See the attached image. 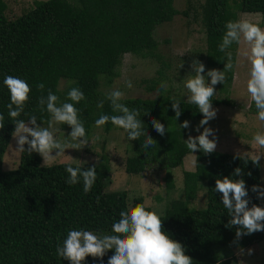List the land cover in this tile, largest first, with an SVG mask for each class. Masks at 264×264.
Listing matches in <instances>:
<instances>
[{
  "label": "trees",
  "instance_id": "obj_1",
  "mask_svg": "<svg viewBox=\"0 0 264 264\" xmlns=\"http://www.w3.org/2000/svg\"><path fill=\"white\" fill-rule=\"evenodd\" d=\"M4 10L0 1V114L4 116V128L0 129V264H69L57 255V243L62 244L67 232L73 229L110 233L114 218L118 219L119 213L128 208L127 194L104 191V181L110 174L104 156L95 165L71 164L82 170L96 167L97 179L87 194L82 180L76 185L66 184L68 163L42 166V157L37 153H19L17 166L2 171V157L15 127L8 116L10 94L3 84L4 77L24 79L31 88L24 112L17 119L27 121L30 115H35L42 125H47L50 115L38 107L41 95L46 97L51 89L59 97V104L66 102L71 88L82 90L85 99L75 107L88 138L101 114L118 115L112 111L106 95L98 91L100 78L110 81L125 54L154 57L155 28L170 22L177 12L172 0L35 1L33 8L12 20L5 17ZM237 13L264 17V0H203L204 62L209 68L224 70L227 52H220L218 45L222 42L224 24L237 20ZM225 75V83H230L232 71ZM60 80L67 83L63 92L57 90ZM40 83L44 84L43 92L37 88ZM157 90L161 92L159 87ZM177 100L181 108L179 118L172 110V101ZM101 101L103 107H97ZM211 101L214 107L230 106L227 100L211 98ZM121 103L139 110L137 118L145 125L146 135L156 142L145 150L144 136L131 141L121 129L130 145L125 173L138 175L155 169L166 174L168 184L170 171L181 166L184 157L191 154L184 141L192 129L180 126L184 121L196 126L203 115L196 105L167 92L155 99L126 98ZM250 111L256 114L254 104ZM152 119L165 126V135L154 130ZM102 127L107 132L111 122ZM59 129L71 132L68 125H59ZM193 155L195 171L205 185L204 205L191 208L185 204L166 211L161 217L164 232L183 245L192 264H221L220 248L232 244L244 251L263 243L264 250V232L237 238L238 226H226L230 217L222 205V194L214 190L216 179H243L249 207L253 204L264 207L257 193L251 191L254 185L259 186V165H254L251 159L245 163L243 157L215 151L211 154L198 151ZM236 168H241L242 176H233ZM136 204H142V199H133L131 206ZM111 255V251L107 252L102 262L87 257L84 264H107Z\"/></svg>",
  "mask_w": 264,
  "mask_h": 264
},
{
  "label": "clouds",
  "instance_id": "obj_2",
  "mask_svg": "<svg viewBox=\"0 0 264 264\" xmlns=\"http://www.w3.org/2000/svg\"><path fill=\"white\" fill-rule=\"evenodd\" d=\"M222 42L218 45L220 52H225L233 43L243 45L241 55L249 64L248 79L246 80V91L251 103L245 105V111L251 110L253 103L256 108V119L264 124V29L249 19L241 18L235 21H227L224 24ZM192 72L184 82V88L188 92L187 101L198 107L203 119L197 126L196 131L203 132L197 137L189 136L184 141L187 148L193 154L202 151L211 154L217 145L214 130L204 127L210 120L216 117V110L212 107L211 98L215 95L214 86L224 83L225 73L234 67L233 57L227 53V62L223 71L212 69L205 73V66L198 60L191 63ZM211 78L210 84L206 82ZM4 86L10 94V103L7 105L8 116L14 121L13 139L17 142L15 152L29 154L37 153L43 159L42 166H47L65 156V151L80 150L89 145L85 126L78 117V109L75 104L85 99L84 93L79 88L73 87L67 93L66 102L59 103V97L51 89L47 96L38 98L40 111H47L50 119L47 127L37 123V117L30 115L27 121L17 119L24 112L25 104L29 100L31 88L26 80L12 75H7L3 80ZM126 87L131 88V81H126ZM164 87V85H161ZM38 90L43 92L44 84L37 85ZM124 93L120 90H112L106 95L110 102L112 111L118 115L101 114L95 120V126L100 128L109 121L112 125L127 132L128 139L137 140L144 136L142 147L147 150L156 142L151 136L146 135L145 125L138 119L140 113L137 109H129L121 103ZM71 101V102H67ZM172 110L176 118L181 115L180 102L172 101ZM97 107H103L101 101ZM147 114V113H145ZM4 116L0 114V129L4 128ZM154 130L161 136L165 135V126L152 119ZM56 125H68L71 132L67 139L60 141L56 138ZM181 128H189V122L184 121ZM214 137L209 139V137ZM99 140V136L94 138ZM252 144L259 149H264V133L256 132L252 137ZM27 145V149H25ZM195 156V155H194ZM244 162L249 159L248 152L242 153ZM264 154L259 152L251 156V162L259 165ZM70 157V156H69ZM71 158V157H70ZM237 158L240 157L237 155ZM65 171L68 174L66 184L76 185L83 182V191L89 193L96 182V167L81 169L67 165ZM243 175L241 168H236L233 176ZM250 175V173H249ZM215 192L222 194V205L230 217L227 227L238 226L235 235H250L256 232H264V207L253 204L249 207L248 190L243 179H232L223 177L216 179ZM252 192L257 193V199H264V188L254 185ZM111 251L107 264H192V258L185 254L183 245L170 238L163 230L160 215L155 210H146L144 204L130 206L119 213V218L113 220L110 233L97 234L96 232L79 229L69 230L63 243H57L56 253L59 257L68 261L69 264H84L87 257L103 261L107 252ZM251 254V250H249Z\"/></svg>",
  "mask_w": 264,
  "mask_h": 264
},
{
  "label": "rangeland",
  "instance_id": "obj_3",
  "mask_svg": "<svg viewBox=\"0 0 264 264\" xmlns=\"http://www.w3.org/2000/svg\"><path fill=\"white\" fill-rule=\"evenodd\" d=\"M0 1L5 5V17L12 20L33 8L35 1L46 0ZM202 3L203 0H172V7L177 15L170 22L155 28L153 39L157 46L154 57L123 55L119 66L114 70V77L110 81L106 77L100 78L99 93L107 95L110 91L118 89L124 93L123 100L126 98L155 99L167 92L187 101L189 94L184 88V82L192 72L190 67L192 61L198 60L204 64L205 73L202 75L216 69L209 68L204 62L205 35L201 21ZM241 18L249 19L264 29V17L259 14L237 13V20ZM243 47L233 43L226 50L233 55L232 80L230 83H218L214 86L216 93L212 98L227 100L230 106H212L216 110V117L204 127L214 130L217 145L215 152L239 157H243L242 153L248 152L251 159V156L257 152L264 154V149H259L251 142L256 132L264 133V124L256 119V114L250 110L245 111V105L251 101L246 91L249 64L241 55ZM126 81H131V88L126 87ZM210 81L211 78L207 77L206 82L210 84ZM154 84H156L154 88H151ZM66 87L67 83L60 80L57 90L63 92ZM158 87L161 92L157 90ZM41 126L47 127L42 124ZM197 126L199 124L190 125L192 130L186 137L187 140L190 135L195 138L203 132V128L197 132ZM55 127L57 128L56 138L60 141L66 140L69 133L61 131L59 125ZM96 136H99V140L94 139ZM213 138L209 137L210 140ZM88 140L89 145L80 150H66L64 157L50 165L60 163L95 165L99 158L104 156L110 172L109 179L104 181V191H124L127 194L128 208L133 199L141 198L146 210H155L161 218L166 211L173 208L180 209L185 204L191 208L203 207L205 185L195 171L192 153L184 157L181 166L170 171V178L166 184V174L155 169H148L138 175L125 173L124 163L130 155V145L120 128L111 124L106 132L103 127L93 126ZM16 148L17 142L11 137L2 157V171H11L17 166L19 153L15 152ZM259 186L264 188V156L259 161ZM259 201L264 203V199ZM220 249L221 264H264L263 243L255 244L244 251L238 250L235 244Z\"/></svg>",
  "mask_w": 264,
  "mask_h": 264
}]
</instances>
